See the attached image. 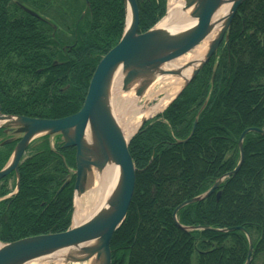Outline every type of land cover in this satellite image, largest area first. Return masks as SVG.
<instances>
[{
  "label": "trees",
  "instance_id": "16d2710c",
  "mask_svg": "<svg viewBox=\"0 0 264 264\" xmlns=\"http://www.w3.org/2000/svg\"><path fill=\"white\" fill-rule=\"evenodd\" d=\"M11 1L0 0L1 113L38 119L75 114L96 65L122 35L123 0H86L88 5L85 0H23L33 11L56 18L66 34ZM136 3L138 33L165 15L166 0ZM54 10L62 13L61 19ZM208 94L192 137L183 143ZM251 127L264 130V0L240 5L228 43L131 138L135 188L110 242L111 264H190L192 256L196 264H244L248 241L243 231H183L172 213L235 168L239 135ZM13 146H0V169ZM74 152L57 142L51 148L46 136L30 144L19 164L17 192L0 200V242L69 228L74 177L58 190L67 168H74ZM243 153L236 175L225 178L209 197L181 208L176 218L188 228L241 226L252 240L250 264L257 259L264 264V136L248 133ZM14 181L13 173L0 180V198L10 193Z\"/></svg>",
  "mask_w": 264,
  "mask_h": 264
},
{
  "label": "water",
  "instance_id": "95a60500",
  "mask_svg": "<svg viewBox=\"0 0 264 264\" xmlns=\"http://www.w3.org/2000/svg\"><path fill=\"white\" fill-rule=\"evenodd\" d=\"M243 1L183 0L179 9L186 14L185 28L178 30L158 23L138 34L139 11L136 0H123L125 22L121 38L95 67L78 112L60 119H37L3 115L0 111V129L4 134L0 137V145L16 142L9 160L0 170V179L14 172L16 191L19 187L18 166L22 155L33 140L42 136L49 140L59 137L58 143L62 148H75V167L73 170L68 169L69 174L58 190L60 192L70 182L71 175H74L73 209L75 198L87 190L93 173H100L107 165L117 167L116 180L102 204L84 221L77 225L71 224L64 232L26 237L1 244L0 264H28L58 254H62L65 264H111L110 242L113 233L125 220L135 188V167L128 151L129 141L148 119H142L128 139L124 137L112 109L114 79L120 75L121 90H133L136 97L142 98L158 77L181 78L182 83L170 103L217 52L220 44L228 42L232 19ZM85 4L88 5L86 0ZM225 4L229 5L228 8L218 17V9ZM204 41L206 49L199 59L189 61L181 67H166ZM215 64L210 77L211 88L215 79ZM187 68L191 71L188 77H184V70ZM208 99L209 94L195 116L192 131L183 143L193 134L198 116ZM251 132L264 136V130L254 127L241 132L237 142L239 160L236 167L203 194L177 205L172 213L173 222L183 231H243L248 240L244 264L251 262L252 241L241 226L225 229L206 226L188 228L178 223L176 214L181 208L208 197L225 178L234 176L239 171L244 159L243 140ZM219 196L220 192H217L216 198Z\"/></svg>",
  "mask_w": 264,
  "mask_h": 264
},
{
  "label": "bare ground",
  "instance_id": "6f19581e",
  "mask_svg": "<svg viewBox=\"0 0 264 264\" xmlns=\"http://www.w3.org/2000/svg\"><path fill=\"white\" fill-rule=\"evenodd\" d=\"M182 2L183 0H169L168 13L160 21V26L174 27L178 30L186 27V14L179 9ZM228 6V4H225L218 9V17L222 16ZM206 45L207 44L204 41L188 54L167 64L166 67L170 69L181 67L189 61L199 59L203 55ZM190 71V68L184 70L183 76L188 77ZM181 83V78L161 76L158 77L146 90L142 98H138L135 95L133 98L129 96L131 92H127L126 94L124 93L125 95L120 94L121 77L120 75L116 77L113 84V92L115 96L111 98L112 109L124 137L128 139L136 131L141 119L154 116L159 113L173 98ZM118 96L121 97V100H118ZM115 99L118 100L119 103L115 102ZM150 102L154 103L149 105ZM116 103L118 105H115ZM116 176L117 167L115 165H107L100 173L94 175L93 184L90 189L75 198L73 225H77L84 221L95 209H97V207L102 204L107 193L114 184Z\"/></svg>",
  "mask_w": 264,
  "mask_h": 264
},
{
  "label": "rangeland",
  "instance_id": "374dc122",
  "mask_svg": "<svg viewBox=\"0 0 264 264\" xmlns=\"http://www.w3.org/2000/svg\"><path fill=\"white\" fill-rule=\"evenodd\" d=\"M245 1H246V0H244L242 3H244ZM242 3H241V4H242ZM241 4H240V5H241ZM239 7H240V6H239ZM239 7H238V8H239ZM124 11H125V10H124ZM233 18H234V17H233ZM232 20H233V19H232ZM118 42H119V41H118ZM118 42H117V43H118ZM117 43H116V44H117ZM116 44H115L114 46H116ZM114 46H113V47H114ZM113 47H112V48H113ZM112 48H111V49H112ZM92 74H93V73H92ZM88 84H89V83H88ZM113 91H114V90H113V88H112V98L115 96ZM130 92H131V94H129V96H131V97L134 98V92H133V91H128V93H130ZM124 93L126 94L127 92H126V91L123 92V91L121 90V85H120V94H121V95H125ZM127 95H128V94H127ZM85 96H86V95H85ZM117 98H118V100H121V97L118 96ZM84 99H85V98H84ZM118 100L115 99V102H118V103H119ZM113 101H114V100H113ZM115 102H114V103H115ZM153 103H154V102H150L149 105H152ZM115 105H118V104L116 103ZM164 108H165V107H164ZM164 108H163V109H164ZM163 109H162V110H163ZM161 112H162V111H161ZM153 117H154V116H153ZM150 118H152V117H150ZM150 118H149V119H150ZM59 119H60V118H59ZM191 137H192V135H191ZM191 137H190V138H191ZM190 138H189V139H190ZM93 174H94V173H93ZM93 174H92V176L89 178V186H88L87 190H89L90 187H91L92 184H93V178H94V175H95V174H94V175H93ZM235 175H236V174H235ZM65 186H66V185H65ZM65 186H64V187H65ZM87 190H86V191H87ZM86 191H85V192H86ZM210 195H211V194H210ZM210 195H209V196H210ZM209 196H208V197H209ZM115 232H116V231H115ZM115 232H114V233H115ZM114 233H113V234H114ZM110 251H111V250H110ZM61 255H62V254H58V255L53 256V257H49V258H44V259H40V260H37V261H33V262H31L30 264H65V263L63 262V260H62V256H61ZM260 262H261V261H260L259 259H257V264H260ZM67 264H76V263H67ZM190 264H196L195 256H192V258H191V263H190Z\"/></svg>",
  "mask_w": 264,
  "mask_h": 264
},
{
  "label": "flooded vegetation",
  "instance_id": "af4514ba",
  "mask_svg": "<svg viewBox=\"0 0 264 264\" xmlns=\"http://www.w3.org/2000/svg\"><path fill=\"white\" fill-rule=\"evenodd\" d=\"M11 2H14L19 8L21 7V9L24 11V9H28V6L25 4V2L22 0V2H19L18 0H12ZM50 8H51V6H50ZM25 12V11H24ZM54 13L56 12L57 14V16H59L58 18H62V13H60V12H57V11H53ZM41 17V19L40 20H43L44 22H46V23H48L49 25H51L53 28H54V30H57L59 33L60 32H62L63 34H66V31H65V29H63L62 30V27L61 26H57V22H56V18L55 19H53V18H51V17H46V16H44V15H41L40 16ZM63 49H65V47L63 46Z\"/></svg>",
  "mask_w": 264,
  "mask_h": 264
}]
</instances>
